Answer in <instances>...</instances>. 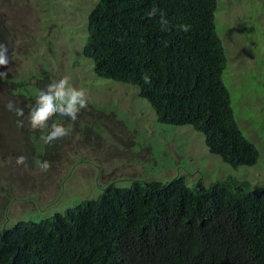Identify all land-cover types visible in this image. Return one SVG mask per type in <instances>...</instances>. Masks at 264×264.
Instances as JSON below:
<instances>
[{
  "label": "trees",
  "instance_id": "1",
  "mask_svg": "<svg viewBox=\"0 0 264 264\" xmlns=\"http://www.w3.org/2000/svg\"><path fill=\"white\" fill-rule=\"evenodd\" d=\"M153 6L170 31H161L159 15H146ZM218 9L219 0H100L82 53L98 77L138 87L160 123L191 126L226 164L251 167L260 152L243 134L224 82L228 56ZM179 24L190 30L179 31ZM6 33L0 20V43ZM45 78L42 88L0 80L7 93L22 96L18 108L25 114L8 110L2 128L30 133L29 104L45 81L52 82ZM0 264H264V186L234 178L208 188L189 187L184 178L135 181L130 188L112 184L64 214L0 231Z\"/></svg>",
  "mask_w": 264,
  "mask_h": 264
},
{
  "label": "rangeland",
  "instance_id": "2",
  "mask_svg": "<svg viewBox=\"0 0 264 264\" xmlns=\"http://www.w3.org/2000/svg\"><path fill=\"white\" fill-rule=\"evenodd\" d=\"M99 1L0 0L10 61L7 78L0 80H24L42 88L39 81L46 76L52 81L68 76L89 98L76 121L58 115L49 120V125L63 124L72 131L46 145L40 136L50 128L28 135L12 133L13 126L2 128L7 105L18 107L22 96L0 85V231L19 221L40 223L64 214L98 199L112 184L130 188L135 181L184 178L189 187L200 183L208 188L234 178L253 188L264 186V0H219L216 14L228 56L223 78L235 117L260 152L256 165L239 168L213 155L205 135L191 126L160 123L138 87L97 76L82 51L89 16ZM19 156L26 157L25 165H17ZM36 160L49 161L50 169L41 172Z\"/></svg>",
  "mask_w": 264,
  "mask_h": 264
},
{
  "label": "clouds",
  "instance_id": "3",
  "mask_svg": "<svg viewBox=\"0 0 264 264\" xmlns=\"http://www.w3.org/2000/svg\"><path fill=\"white\" fill-rule=\"evenodd\" d=\"M146 15L149 18H154L159 15L161 31L171 30L169 21L158 6H153ZM176 27L179 31L187 33L191 26L188 24H179ZM8 52V46L4 43H0V67L6 69V71H0V78H7L10 71L8 68L10 63ZM142 79L145 84L151 83L148 74H145ZM88 103L89 98L87 90L82 87L78 88L73 86L70 82V77L64 76L59 80H53L46 86V89L40 91L36 97L35 105L29 110L26 117L27 126L32 131H42L45 128H50L47 135L42 134L40 136V140L46 145H51L56 140L69 136L72 129L71 127H66L59 123H52L49 125V120H51L53 116L58 115L61 117H67L71 121H76L81 110L88 107ZM7 107L10 111H14L18 117H24V110L16 107L13 102H9ZM17 124L22 127L25 126L23 119H19ZM16 163L17 165H25L26 157H17ZM36 166L41 172L46 173L50 169L51 163L47 160H36Z\"/></svg>",
  "mask_w": 264,
  "mask_h": 264
}]
</instances>
